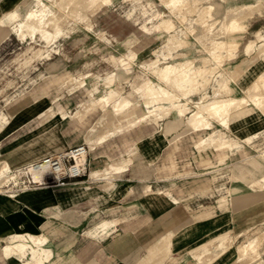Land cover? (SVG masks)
<instances>
[{
	"label": "rangeland",
	"instance_id": "1",
	"mask_svg": "<svg viewBox=\"0 0 264 264\" xmlns=\"http://www.w3.org/2000/svg\"><path fill=\"white\" fill-rule=\"evenodd\" d=\"M257 1L182 0V7H173L172 11L164 0H112L84 20L65 16L62 20L63 33L49 46L39 38L27 36L23 40L18 39L13 32L10 39H0V130L6 129V123L14 120L13 115L27 112L29 118L36 117L38 124L28 133L32 136L27 138V143H36L32 146H36L38 151L41 149L46 156L63 154L65 166L75 163L69 151L83 147L86 160L81 174L85 177L92 169L103 168L107 163L116 161L123 164L125 170L133 166L130 185L142 188V192H151L153 187L160 189L161 194L171 199L172 210L178 205L183 208L182 204L186 207L192 205L195 209L205 208L211 213L213 209L223 212L232 210L233 219L225 217L219 223L214 221V228L209 230L211 227L208 226L209 231L204 234L203 240L225 230H229L230 235L238 233L240 235L228 249L233 252L236 243L246 241L264 229V111L249 102L229 115L227 126L213 118L209 119V129H190L182 135L180 127L164 133L166 123L174 121L175 108H171V113L163 114L164 106L170 103H162L163 107L155 109L154 113L149 112L148 118L139 124L115 131L111 124L114 117L105 114L106 110L113 108L114 100H104L112 90L117 92V100L119 96L128 94L135 103L127 111V116L134 119L142 109H153L152 105L145 106L141 90L144 83L164 85L158 75L165 65L172 63L180 66L191 62L187 68L189 75L198 66L208 67L209 82L204 89L200 87L187 98L180 97L175 101L188 107L179 116L182 126L196 102L212 98L216 80L226 75L235 63L243 66L245 59L264 60V54L255 53L264 39V0L251 16L238 22L237 29L226 28L224 20L221 22L226 11L242 3ZM24 5L22 0H12L9 10H16L11 8L17 7L24 14L27 9ZM209 5V12L200 17L199 14ZM30 7L40 5L31 3ZM9 12L4 17L5 23L1 24L6 28L10 27L7 19ZM2 15L4 12L0 10ZM166 18L174 26L171 30L164 28L162 20ZM256 33H260L262 38H257ZM171 38L178 39L180 46L174 47L169 42ZM220 41L237 44L235 49H231V55L226 49L217 47ZM246 46L252 48L250 53L246 51ZM214 51L221 54L219 61L213 60L211 54ZM155 60L154 68L157 70L154 72L150 64ZM67 73L73 78L69 83H66ZM259 74H264V70ZM259 74L249 81L237 79L230 94L243 95L242 90ZM100 98L103 99L99 101ZM210 130L212 141L208 136ZM174 135L177 137L172 140L170 137ZM200 137L207 140L196 146ZM216 140L221 141L224 147L216 149L213 143ZM152 142L156 147H152ZM160 153L159 158L151 163L149 156L152 158ZM254 159L260 162V166H252ZM29 162L32 161L16 166L9 164V173L17 177V184L13 185L14 179H0L1 189L7 190L5 183L8 182L12 186L10 191L0 194V209L6 198H16L23 192L19 191L23 185L20 181L27 175L15 170L22 171ZM3 163L0 156V166ZM101 174L115 177L111 172ZM118 178L124 179V171L119 173ZM246 193L261 196L253 209L259 214L255 220L252 217L236 222L237 216L242 214L240 210L253 204H243ZM247 210L246 214H250ZM180 216L187 218L188 214L177 212V217ZM216 242L219 243L218 240ZM192 243L181 257L178 253L172 255L176 261L169 256L168 259L163 258L161 264H179L180 260L183 264H193L195 257L190 249L196 243ZM214 245L212 243L209 250ZM216 249L220 252L222 246H216ZM261 259L264 256L253 264H263Z\"/></svg>",
	"mask_w": 264,
	"mask_h": 264
},
{
	"label": "crops",
	"instance_id": "2",
	"mask_svg": "<svg viewBox=\"0 0 264 264\" xmlns=\"http://www.w3.org/2000/svg\"><path fill=\"white\" fill-rule=\"evenodd\" d=\"M11 1L4 0L0 4V10L4 12V16H0L2 24L10 11ZM26 2L22 0L23 4ZM12 9L19 10L17 7ZM13 32L12 26L6 28L0 24V39H10ZM13 34L18 39H25ZM241 65L243 71L238 80L249 81L264 70V60L245 59ZM13 117L12 122L6 123V129L0 130L3 160L16 166L46 156L41 149L38 151L32 146L36 143H27V138L32 136L28 133L38 126L36 117L29 118L27 112ZM155 145L152 142V147ZM160 155L149 156L150 162L154 163ZM132 167L123 170L122 180L118 175L123 171L114 178L109 176L111 184L107 181L108 174L92 176L90 171L85 177L81 174L83 169L77 173L81 175L67 178L63 185L30 186L29 190L20 189L23 192L16 198H6L0 209V264H161L163 258L168 259L175 253L181 257L192 242L203 240L204 234L214 228V221L219 223L225 217L233 219L234 212L230 209L226 212L213 209L211 213L205 208L195 209L192 205L182 204L183 208L178 205L172 210L171 199L161 194L160 189L153 187L151 192H142V188L130 185ZM99 176L101 179H93ZM147 187H151L150 184ZM260 198L259 194H244L243 204H253L240 210L242 214L237 216L236 222L252 217L255 220L259 213L253 209ZM246 210L250 214H246ZM176 211L186 212L189 218L177 217ZM208 226L211 229L208 230ZM222 232L230 235L229 230ZM222 232L189 248L194 256L197 254L192 259L193 264L246 263L235 260V250L230 252L227 248L218 252L215 245L210 247L209 256L198 254L202 252L199 247L206 242L216 244ZM236 234L230 235L232 244ZM29 235L34 236V241L29 240ZM21 242L25 247L23 251H17L15 245ZM259 251L261 258L264 242ZM172 260L176 261L175 257ZM261 260L264 264V259ZM182 261L179 264H183Z\"/></svg>",
	"mask_w": 264,
	"mask_h": 264
},
{
	"label": "bare ground",
	"instance_id": "3",
	"mask_svg": "<svg viewBox=\"0 0 264 264\" xmlns=\"http://www.w3.org/2000/svg\"><path fill=\"white\" fill-rule=\"evenodd\" d=\"M111 1L112 0H47V1L31 0L25 3L24 6L25 8L27 6V9L24 14H21L19 10H12L9 12L7 19H9V21L11 22L10 26H12V30L15 33H17L20 38L23 39L26 38L27 36L33 39L39 38L44 42V44L49 46L52 42L55 41L56 38H58L63 33L62 20L65 16L77 20H84L85 18L88 17L89 14H94L99 7H101L102 5L109 4L111 3ZM31 3H34L35 5H40V7L28 8V6ZM164 3L172 11H174L172 9L173 7L180 8L183 5L182 0H164ZM261 5H262L261 0H258L256 3L239 4L235 6L233 9L226 11L225 15L222 16L221 22L224 20V23L227 26L226 28L235 30L238 28L237 24L239 21H242L247 17L251 16L253 11L260 8ZM187 8L191 9V7L189 6ZM209 8H211V5L205 7L203 11L199 14V16L202 17L204 13H208ZM184 12H186V10ZM158 14H160V12ZM162 23L164 24V28L166 30H171V28L174 27L172 22L167 18L163 19ZM0 24H2L1 21ZM86 25L88 28L90 27V24L87 23ZM256 36L257 38H262V35L260 33H256ZM169 42L173 44L174 47L181 44L178 39H173V38H171ZM236 45H237L236 43L234 42L232 43L231 41L230 43L227 41L226 42L220 41L217 47L219 49H226V51L228 52L227 54L231 55L232 52L231 49H235ZM251 50H252L251 47L246 46V51L248 53H250ZM255 53L256 55L264 54V39L258 45ZM175 54H177V52H175ZM211 55L213 57V60L215 59L218 61L221 56V54L217 51L212 52ZM156 61L157 60L153 61L150 64V66H152L150 68H152L154 72L157 70V68H154ZM189 64H191V62H185L180 66H176L172 63L165 65V68L160 70L159 72L160 74L158 75V78L162 81V84L164 85L154 86L152 83L143 84L141 90L143 102L145 103V106L152 105L153 109L152 110L142 109V111L137 114V118L128 119L127 111L131 107H133L135 103L130 99L129 95L125 94L119 96L117 100L116 99V96L118 95L117 92L114 90L110 91L108 97H105L104 101L108 102L109 100H114L112 103L113 108L110 110H106L105 114L112 115L114 117V121L111 123L113 125V129L115 131H119L123 129L122 127L128 129L134 124L147 119L149 112L154 113L155 109L159 107L160 108L163 107L161 105L162 103H170V105L164 106L163 114H167L169 112L171 113V108L172 107L175 108L174 121H170L166 123L164 133H170L172 131H176L178 127H180L181 128L180 131L182 135L187 133V131H189L190 129L193 130L209 129V126L211 125L209 119H213V118H217L222 125L227 126L229 115L233 112H236L243 106L247 105L249 102H253L257 107L260 108V110L264 111V74L257 75L255 79H253L249 83V85L242 90L244 93L243 95L233 96L230 94L232 90V86L235 84L236 80L242 74L243 71V69L240 67V64L235 63L227 73L225 72L226 75H222L220 78L216 80L217 86L214 87L213 90L214 94L212 98L206 101L202 100L200 102H196L194 108L191 109L190 114L187 116L186 121L181 126L182 122L180 121L179 116H182L186 112L188 107L185 106L184 104L175 103V101L178 100L180 97L187 98L191 93L199 91L201 89L200 87L204 89L205 85L209 82V75L207 73L208 67L204 68L198 66V68H195L196 70L193 69L192 71L190 70L192 74L189 75L190 73L189 74L187 73V68ZM71 80H73L72 76L69 73H67L68 82L66 83H69ZM102 99L100 98L99 101H101ZM50 109L51 108L47 110ZM74 114H76V112ZM79 114L80 113H78V115ZM1 118L4 119L3 116ZM208 133H209L208 136L211 138L212 141L213 140L212 131L210 130ZM176 137L177 135H174L170 138L172 140H175ZM206 140L207 139H205L204 137H201L199 139V142L196 144V146H200V144L206 142ZM213 143L214 146H216V149H220L224 147V144L221 143V141L216 140V142ZM69 153H71L75 161V163L71 164L70 166H65L62 159L63 154L53 156L51 159L47 161L42 160L41 158L38 159L37 161H32L27 163V165L23 168L22 173L24 174L26 173L29 176L30 180L34 182V184L29 185V187L36 186L39 184H46V179L49 176L53 175L56 177H60L67 170H69L73 174L82 172L84 168L82 169L81 166L84 164L86 160L84 148L80 147L78 149L69 151ZM263 157H264V152H263ZM251 164L253 167L260 166V162L256 159L251 161ZM123 170H125L123 164L116 161H112L107 163L103 168L92 169L91 175L98 176L102 172H111L112 174H114V176H116L119 172ZM9 172H10L9 162L4 160L3 165L0 166V179L3 177L7 178L6 181H9L10 179H14L13 185H15V183H17V177L14 174L11 175ZM111 178L114 177L111 176ZM111 178L109 177L107 179L109 184L113 183ZM8 184L10 183L9 182L7 184L5 183L7 190L1 189V185H0V194H5L4 192L10 191L12 189V186H9ZM21 187H22L21 190H23L28 188V185H24ZM239 235L240 234L237 233L235 238L238 237ZM15 237L17 238L19 237V235H16ZM28 238L29 240L34 241V236L29 235ZM217 239L219 243H216L215 245L222 246V249L224 250L230 248L233 245L231 243L230 235H228L227 232L220 233ZM263 242H264V229L260 230L255 236L249 238L248 240L244 242L236 243L235 260L237 262H243L245 260L246 262L245 264H253V262H256L260 258L259 248ZM210 245H211V241H208L202 246H200L199 250L201 248L202 252L198 254L204 255V257L209 256ZM15 246L17 251H23L25 244L21 242L20 244H17ZM196 255L197 254H195V256Z\"/></svg>",
	"mask_w": 264,
	"mask_h": 264
},
{
	"label": "built area",
	"instance_id": "4",
	"mask_svg": "<svg viewBox=\"0 0 264 264\" xmlns=\"http://www.w3.org/2000/svg\"><path fill=\"white\" fill-rule=\"evenodd\" d=\"M80 148V147H79ZM75 149H78V148H75ZM53 156L50 155V156H44L42 157V160H49L51 159ZM70 166V165H69ZM17 173H22L21 169H16L15 170ZM25 175H27L25 173ZM80 174H73L71 173L69 170H67L64 174H62L60 177H56V176H49L47 179H46V184L48 185H63L65 183V179L66 178H69V177H74V176H78ZM17 184V183H16ZM20 184H23L22 186L24 185H33L34 182H32L29 178V176L27 175V177L25 179H22L20 181ZM40 185H43V184H40ZM39 186V185H38ZM30 189V188H29ZM28 189V190H29Z\"/></svg>",
	"mask_w": 264,
	"mask_h": 264
}]
</instances>
